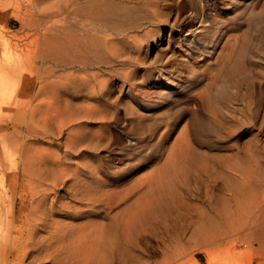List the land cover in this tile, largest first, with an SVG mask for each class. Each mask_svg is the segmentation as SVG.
Listing matches in <instances>:
<instances>
[{
	"label": "rangeland",
	"instance_id": "rangeland-1",
	"mask_svg": "<svg viewBox=\"0 0 264 264\" xmlns=\"http://www.w3.org/2000/svg\"><path fill=\"white\" fill-rule=\"evenodd\" d=\"M2 1L0 37L9 45L0 47V60L4 63L0 99V168L5 171L0 183L5 181L3 184L8 187L11 184L10 175L6 173L8 170L34 160L43 147H46V151H53L56 147L61 151L58 154L64 153L66 148L62 145L49 147L48 143L52 139L41 137L43 140H37V136L28 131L32 128V119L39 118L35 109L37 103H42L43 112L54 99L51 90L53 78L40 80L41 72L51 67L53 34L50 27L53 20V0H5L7 4L5 1L2 4ZM204 2L211 7L213 2L216 4L218 12L225 14L227 27L219 28L222 32L218 36V32L215 34L212 31V38H217L214 44H210L208 54H196L191 58L199 62L196 66L197 78L189 79L188 68L182 65L179 69L180 76L169 77L164 69L157 71L163 65L167 67L165 63L169 57L174 56L178 61L186 62V55L183 56L182 52L187 46L178 43L184 36L182 34L179 37L175 33L184 28L192 15L191 9L183 3H179L172 14L163 18L156 28L158 33L153 35L148 48L145 46L138 53L146 70H136L135 82L147 85L151 91L172 89L170 100L173 104L162 107L160 112L167 111L180 117L176 128L163 139L160 146L162 149L153 150V145L160 139L159 135L149 141L147 149H142L134 146L138 137L131 133L111 134V137H122V140L116 143L117 146L112 151L98 147L95 150L99 155L97 157L90 155L89 151L93 150L87 149L86 144H81L78 150L85 151L86 157L82 160L76 157L71 159L68 165L71 174L64 178L66 184L58 185L59 193L51 194L52 199L47 198V207L54 200L55 208L49 218L57 227L99 225L115 232L123 225L122 215L125 216L132 210L135 217L132 264H264V0ZM173 24H177L176 30L171 27ZM131 53L136 55L137 52ZM239 56H242L244 66L238 71H232L231 67ZM170 61L172 64L173 60ZM208 65H211L210 68ZM130 69L134 67H129L128 70ZM161 73L162 78L159 77ZM117 80L114 96L124 99L128 96V85L121 79ZM200 92H203L204 98L206 95L211 110L216 108V114L228 111L229 116L220 119L221 122L208 120L206 128L188 131L185 135L179 134L182 124L195 125L207 120ZM154 112L160 113L159 110ZM62 139L59 142L62 143ZM42 141L46 142L40 143ZM131 146L135 147V151L141 149L143 154L153 150L155 158L139 164V157L132 159L128 157L130 154L127 157L121 154L123 147L127 149ZM34 148L38 151L33 150ZM75 153L78 154V151ZM5 163L7 166H4ZM88 166L91 167L90 170ZM78 169L84 170L78 177L79 184L86 183L82 188L72 186L75 181L73 173ZM96 170H99L98 173ZM98 181L103 185L99 186ZM35 183L33 182V186ZM170 183L173 191L166 194L165 188ZM75 189L80 192L77 198L73 195ZM87 189L92 194L91 198L85 195ZM238 192L241 194L239 197H243L242 200L247 204V210H233L226 214L220 212L221 205L235 202L230 196L235 197ZM147 194L152 199L166 194L167 202L163 207L154 209L151 206L144 218L138 205ZM17 200L18 198L15 201L16 208L19 207ZM62 202L64 206L61 207ZM0 209L3 210L2 207ZM207 217L212 222L209 223ZM47 220L42 219L38 224L49 226L51 223ZM41 235L45 236L46 233L41 232ZM203 238L208 239L207 243ZM76 244L79 246L75 245L67 255H61V259H65L61 264H87L88 261L90 264L92 259L93 264L100 263L97 254L94 258L97 251L88 252L81 248L84 244ZM91 253L93 256L90 260ZM115 261L110 260L109 264H115ZM35 262L27 257L23 260L24 264H60L42 257Z\"/></svg>",
	"mask_w": 264,
	"mask_h": 264
},
{
	"label": "bare ground",
	"instance_id": "bare-ground-1",
	"mask_svg": "<svg viewBox=\"0 0 264 264\" xmlns=\"http://www.w3.org/2000/svg\"><path fill=\"white\" fill-rule=\"evenodd\" d=\"M4 1H2V4ZM7 2L9 1L7 0ZM179 3H183L184 6L189 7L192 11V15L189 16L190 19L185 23L184 28L179 29V34L177 31L175 32L179 37L182 34L184 36L183 40L178 41V43L181 46H187L182 52V55H186L185 58L187 59L184 63L175 59L174 56L172 58L169 57L170 59L167 58L168 60L165 63L167 67L163 65L157 71L160 72L164 69L169 77L180 76L179 69L182 65L188 68L189 79H193V77L197 78L198 76L196 66L199 62L191 58L196 54H208L211 50L210 44H214L217 36L222 32L219 28L227 27L225 14L218 12L214 2L211 7L204 0H180V2L177 0H53L51 5L53 20L50 27L53 34V44L50 52L51 67L49 70L41 72L40 80H45L48 77L53 78L51 90L53 91L54 99L43 112L42 103L38 101L39 103H37L35 109L38 111L39 118L32 119V128H29L28 131L30 130L34 136H37V140L41 137L52 139L48 143L49 147L62 145L66 150L64 153L58 154L61 151H58V148L55 149L56 147L53 148V151H48V149L46 151V147H43L44 149L36 147L40 150L33 149L38 151H36L38 154L34 160L23 162L21 166H15L12 170L6 172L10 175L11 184L6 187L3 184L5 181L0 183V208L2 207L3 209H0V264H24L23 260L26 257L34 261V263L42 257L50 258L53 262H60L61 264L64 259H61V255H67L72 247L75 245L79 246V244H76L78 242L84 244L81 248L86 249L88 252L97 251L95 255H98L99 264H109L110 260H116L115 264L116 262L117 264L133 263L132 251L135 244L133 243V223L135 217L132 210V212L128 210L129 212L125 216L122 215L124 226L122 225L113 233L111 229L105 230L106 228L103 229L99 225H88L89 227L54 226L55 223L49 218L55 208L54 200L49 207L46 206V203L51 194L57 195L59 193L60 187L58 189V185L64 183V178L71 174L68 166L71 159L76 157V159L82 160L86 157L85 151L78 150L81 144H86L87 149L93 150L92 152L86 151H89L91 154L88 153L91 156L97 157L99 155L95 153V150L98 147L102 146L104 149L112 151L116 148V143L122 140V137H119V139L111 137L113 133L137 135L138 138L134 142V146L142 149H147L149 141L159 135V141L153 145V150L155 151L156 148H161L163 139L176 128L175 125L180 117L174 113H167V111L160 112L163 109L162 107L173 104V101L170 100L173 90L151 91L147 85L135 81L137 79L136 70H146L144 61L138 54L139 51L144 49L145 46L148 48L149 41L154 34L158 33L157 26L163 21L164 17L176 10ZM149 26H152L151 29L143 32ZM176 26L177 24H173L171 27L176 30ZM141 31L143 32L142 34H140ZM212 31H215V34L218 32L215 39L212 38ZM8 45V42L2 38L0 39V47ZM131 51L137 52L136 55H132ZM224 55L226 56V54ZM170 60H173L172 64ZM11 64L15 65V63ZM210 66L208 65L207 67L210 68ZM242 66H244V62L242 56H239L231 68L232 71H238ZM129 67H134V69L128 70ZM3 69L4 63L0 60V99L1 91H3ZM162 75L163 73L159 77L162 78ZM117 79H121L123 83L128 85V96L124 99L114 96L117 88ZM199 96L203 102V112L207 116V120L195 125L184 123L179 127V134L185 135L188 131L206 128L208 120L221 122L220 119H225L229 116L228 111L216 114V108L214 110L210 109L209 101H206V95L204 98L203 92H200ZM157 110L160 113L155 114L154 111ZM123 120H125V123H123ZM61 139L62 141L64 140L62 143L59 142ZM45 142L42 141L40 143ZM37 146H39L38 143ZM134 146L127 149L123 147L121 154L126 157L130 154L131 156L128 155V157L132 159L139 157V164H142L145 160L155 158L153 150L143 154L141 149L135 151ZM54 150L57 151L54 152ZM72 151H78V154H74ZM173 157H175V154ZM97 161L99 160L97 159ZM4 166H7L6 163ZM88 168L90 170L91 167L88 166ZM81 171L82 173L84 172L83 169H78L76 173H73L75 181L72 186L85 187L86 183L83 185L79 184L78 181ZM4 173L5 171L0 168V179L4 178ZM33 182L37 183L33 186ZM98 182L99 186L103 185L101 181ZM108 186L104 187L105 190ZM166 187H164L165 190L167 189L166 194H171L173 185L170 183ZM142 189L145 188L142 187ZM108 190L110 191L111 189ZM108 190L107 192H109ZM78 191L79 189L73 191L75 198L80 193ZM8 192H11L10 195H8ZM85 193L91 198L92 194L88 193V189ZM100 193L102 194L103 192ZM166 194H162L158 198L153 197V199L149 198L148 194L145 195V199L142 198V202L138 205V210L142 213V216L146 217L151 206V208L155 209L166 204ZM114 196L116 197V194ZM231 196L230 199H234L235 202L224 203L219 209L220 212L226 214L233 210L239 212L240 210H247V204L242 200L243 197H239L241 196L239 192L235 197ZM16 198L19 200V207L17 208L15 207ZM62 206H64L63 202L61 203ZM88 210L87 212H89ZM45 218L51 223V227L50 225L38 224L40 220H45ZM207 220L209 223L212 222L208 217ZM41 232H45L46 235L42 236ZM207 240V238H203V241L206 242ZM82 255L84 256V254ZM92 256L91 253L90 260ZM92 261L93 259L90 264L94 263ZM87 264H89V261Z\"/></svg>",
	"mask_w": 264,
	"mask_h": 264
}]
</instances>
